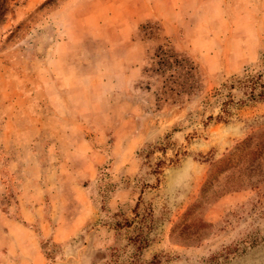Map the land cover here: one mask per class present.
Returning a JSON list of instances; mask_svg holds the SVG:
<instances>
[{
    "label": "rangeland",
    "instance_id": "rangeland-1",
    "mask_svg": "<svg viewBox=\"0 0 264 264\" xmlns=\"http://www.w3.org/2000/svg\"><path fill=\"white\" fill-rule=\"evenodd\" d=\"M162 45L196 67L182 102H159ZM262 56L264 0H0V264L8 221L44 264H105L141 230L145 263L264 264V165L236 150L264 102L215 96Z\"/></svg>",
    "mask_w": 264,
    "mask_h": 264
},
{
    "label": "trees",
    "instance_id": "trees-1",
    "mask_svg": "<svg viewBox=\"0 0 264 264\" xmlns=\"http://www.w3.org/2000/svg\"><path fill=\"white\" fill-rule=\"evenodd\" d=\"M151 69L149 70L161 84V93L159 102L166 103L168 100L174 103L182 102L185 97H189L196 89L197 70L192 62L185 56L177 53L167 45L159 46L151 56ZM148 71V70H146ZM226 89L225 95L216 92L215 96L224 97L221 103L222 113L230 115V109L233 106H241L247 103L264 102V56L261 57L257 69L246 70L245 75L232 76L230 83L223 86ZM232 91L241 94L244 101L234 102ZM240 103L239 105H237ZM237 151L250 156L253 162H256L254 173L259 172V166L264 165V132L253 135L245 140L236 148ZM241 154V153H239ZM236 155V152L230 154V158ZM139 215H136L138 217ZM143 216L141 222L145 221ZM126 226L128 221L125 219ZM132 251L123 250L118 252L116 249L109 254L110 259L105 264H158L154 261L145 263L142 261V252L149 247L151 243L149 235L143 230L139 231L134 237L129 239Z\"/></svg>",
    "mask_w": 264,
    "mask_h": 264
},
{
    "label": "crops",
    "instance_id": "crops-1",
    "mask_svg": "<svg viewBox=\"0 0 264 264\" xmlns=\"http://www.w3.org/2000/svg\"><path fill=\"white\" fill-rule=\"evenodd\" d=\"M28 204L31 203H27L25 200V207L22 210L25 222L33 223L38 221L40 218L38 211ZM8 222L11 224V227L15 228L10 233L12 234L10 237L12 241H9L7 247L6 259L9 260L8 264H44L36 245V238L32 235L31 228L24 227L23 225L19 226L15 222Z\"/></svg>",
    "mask_w": 264,
    "mask_h": 264
}]
</instances>
